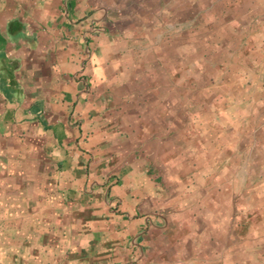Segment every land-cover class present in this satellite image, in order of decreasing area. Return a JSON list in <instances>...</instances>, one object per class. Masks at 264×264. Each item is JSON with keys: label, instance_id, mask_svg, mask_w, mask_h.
I'll return each instance as SVG.
<instances>
[{"label": "rangeland", "instance_id": "obj_1", "mask_svg": "<svg viewBox=\"0 0 264 264\" xmlns=\"http://www.w3.org/2000/svg\"><path fill=\"white\" fill-rule=\"evenodd\" d=\"M111 13L132 50L117 110L175 200L160 264H264V0H120ZM19 182L0 187V264H63Z\"/></svg>", "mask_w": 264, "mask_h": 264}, {"label": "crops", "instance_id": "obj_2", "mask_svg": "<svg viewBox=\"0 0 264 264\" xmlns=\"http://www.w3.org/2000/svg\"><path fill=\"white\" fill-rule=\"evenodd\" d=\"M118 3L0 0V187L20 181L63 264H160L176 228L163 174L117 110L132 53Z\"/></svg>", "mask_w": 264, "mask_h": 264}]
</instances>
